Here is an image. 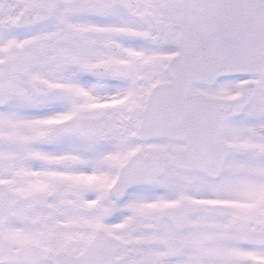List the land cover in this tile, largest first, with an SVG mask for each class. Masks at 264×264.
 <instances>
[{
    "label": "snow or ice",
    "instance_id": "snow-or-ice-1",
    "mask_svg": "<svg viewBox=\"0 0 264 264\" xmlns=\"http://www.w3.org/2000/svg\"><path fill=\"white\" fill-rule=\"evenodd\" d=\"M0 264H264V0H0Z\"/></svg>",
    "mask_w": 264,
    "mask_h": 264
}]
</instances>
